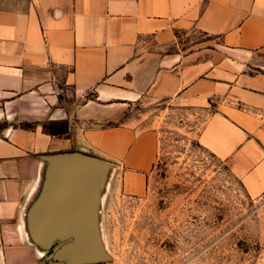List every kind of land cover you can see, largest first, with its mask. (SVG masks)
<instances>
[{"label": "crops", "instance_id": "1", "mask_svg": "<svg viewBox=\"0 0 264 264\" xmlns=\"http://www.w3.org/2000/svg\"><path fill=\"white\" fill-rule=\"evenodd\" d=\"M183 30L217 42L164 52ZM139 100L208 112L198 143L264 195V0H0V264H72L33 232L58 154L107 163L97 206L145 193L157 133L113 123Z\"/></svg>", "mask_w": 264, "mask_h": 264}, {"label": "rangeland", "instance_id": "2", "mask_svg": "<svg viewBox=\"0 0 264 264\" xmlns=\"http://www.w3.org/2000/svg\"><path fill=\"white\" fill-rule=\"evenodd\" d=\"M197 30L177 32L164 52L216 43ZM208 112L166 102L130 103L122 121L157 133V159L141 196L112 195L96 208V264H264V195L253 198L197 134Z\"/></svg>", "mask_w": 264, "mask_h": 264}, {"label": "water", "instance_id": "3", "mask_svg": "<svg viewBox=\"0 0 264 264\" xmlns=\"http://www.w3.org/2000/svg\"><path fill=\"white\" fill-rule=\"evenodd\" d=\"M105 161L79 153L56 155L44 194L33 215V232L41 243L69 239L72 264L98 263L106 255L98 241L96 208Z\"/></svg>", "mask_w": 264, "mask_h": 264}]
</instances>
